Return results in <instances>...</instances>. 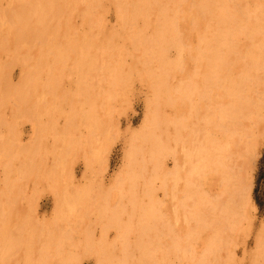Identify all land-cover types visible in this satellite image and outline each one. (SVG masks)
Wrapping results in <instances>:
<instances>
[{"label": "rangeland", "instance_id": "374dc122", "mask_svg": "<svg viewBox=\"0 0 264 264\" xmlns=\"http://www.w3.org/2000/svg\"><path fill=\"white\" fill-rule=\"evenodd\" d=\"M108 1L109 2H106V0H74V2L72 0H69V2L68 0H0V243L2 242V244H0V248L2 249L0 250L2 252V253L0 252V264H28V263L29 264H34V263L35 264H119V262H121V264H124L123 261L125 258H126V261H124L125 264H147L148 262H150V264L151 262L152 264H158L161 261V259H163L161 261L162 264H186V263L190 264L189 262L194 263L195 259H198L199 258L198 256L202 254L204 255H202V257L200 256L201 258L207 255L209 261L207 257L204 258L205 260L208 261V264H264L263 262L264 260L262 258L264 257L263 255L264 247L258 244L259 242L258 239L261 241L262 245L264 244V233H263L264 232V228H263L264 227V118L262 120V117H264L263 114L264 100L258 97V96L262 97L263 90L261 91L260 89H262V85L264 86V84H262L264 82L263 79L264 77L261 76L260 77L261 79L256 78L257 74L262 75L264 73L263 71L264 65L263 66L261 65L260 68H253L255 72L256 70L259 71L256 72L257 74H255V76H253L255 72L250 73V76L252 74V79H254L253 77H255L259 82L257 84L259 85L258 88H255L257 87L256 86L257 81L255 80H253L255 84L252 81H250L249 86H247L246 82L249 81L247 79L246 82L244 80L245 86H241L243 83L240 85L242 88H245L247 86L248 88L245 89L248 91L251 90L252 92L251 94L250 92L248 93V91L245 90L247 92L246 94L252 96L250 97L249 95H243L244 98L248 96H249L248 99L255 98L254 100H256L259 98V100L256 101L258 103L260 101V103L263 104V105L259 104L260 106H257L258 108L261 109L258 110V108L256 109L255 106L257 103L254 102L256 104L253 105L254 104L252 103L254 101L253 100L251 101L252 105H250L251 103L248 102L250 99L247 100L246 98L247 102L249 103L248 110L254 109V111L257 112L256 113L257 115H259V113L263 114V115L260 114L262 117L259 115L258 118H255V120L253 119V123L252 122L249 123V122L252 117L256 116L255 112L254 114H252L253 112L249 111L251 112L252 115L255 116L251 115L252 117L251 118L248 117V119L250 118L248 120L247 119L248 116L247 114H249L248 111L246 113V111L243 109V110H239L240 112L242 111V113H237L241 104L239 106V104L237 105L235 102L236 105L235 104L234 105L239 107L238 108L233 106V109L235 111L232 109L231 106H228L229 99H231V97L233 96V94H235V92L237 93L242 88H240L239 90L233 93L230 89L236 90L238 88H236L235 84H232L231 78H229V81L231 82L230 85H232L231 88L229 89L228 87H230V85L227 84L229 83L227 81L228 79L225 80L222 77L223 75H225L224 77H226L227 74V72L223 70L225 68L222 67H229L228 65L225 66L224 63L222 64V62L226 60V56H227L226 54L230 53L227 51L225 52V55L223 54L224 50L228 49L226 48L227 47L226 43L229 41V39H234L232 41L230 40L229 42L234 44L236 46V50H238V52H235L236 54L234 53L235 56L234 54L232 56L236 58V55L237 57H239L238 56L239 54L240 56L242 55L244 56L242 57V60L243 58L244 60L246 59L245 61L243 60V65H246L245 62L250 56L247 54L248 52H250V48L252 47L253 49V46L251 44L259 39L264 40V25L260 24L262 21H264V15H263L264 4L262 5V7L260 6L261 7L260 10L263 12V13L261 12V16H263L262 17L263 19L260 17L262 21L261 22L259 21L260 22L259 29L261 28L262 29L260 31L258 30L257 35L260 36L257 37L258 39L253 38L252 40L251 39L247 40V38H251V37H249L248 35L241 34L239 30L237 31L240 24L239 23L240 19L238 17L239 15L235 16L237 17V19H239V20L235 19V21H237L238 23L237 26V24L235 25L236 22L234 20H227L224 17L227 15V13L223 16L220 12L217 13V15L216 13L212 12L213 14H215L213 17L214 18L213 20L215 22L211 21L212 19L210 18L209 21V19L204 14L201 13V15H198L200 14L198 13L194 15V19L197 20L198 22L193 21L194 19L190 20L188 24L186 23L187 24L186 27H181V32L178 33L179 34L178 36H177L178 31L174 32L176 34L175 37L176 36L177 37H176V41L174 42V45L170 44L172 45V47L169 46L170 49H168V45L164 46L166 43L163 44L164 46L163 48H165L166 50L168 49V51H165L164 49L163 51L162 50L161 51L162 53L164 52L163 54L166 57L168 56L167 59L159 50V48L160 49L162 48L161 47L162 44H160L155 39L157 34L154 31L153 27L155 26V28H158L159 26L158 22L159 23L161 22L160 26H162V24L165 25L167 22H170L172 26H175L178 20V12L183 7L188 6L191 8L194 7L196 8L199 7L198 5H200L199 7L200 10L198 9V11H203L202 6H205L208 0H198V1L191 0L192 2L189 0H185V1L173 0L175 1L173 3L177 5V6H172L173 8L171 7V5L173 4L171 0H168V2L166 0L163 1L160 0L157 3L160 5V2L162 1L163 2L162 5H164V8L162 7L161 10H159L158 8L159 6L158 7L155 6L157 5V3L155 4L156 0L155 1L153 0L154 3H152L151 0V4H153L152 7L153 11H150L151 10L150 4L147 6V8L150 9L147 10V13H149V15L151 16L148 17L149 25L148 24L142 25L143 22L138 23L137 25L134 26L132 25L133 26L132 28L134 29L135 32H133L131 25L127 26L124 24H119L120 21L116 16V10L118 6H119L118 9L124 12L122 8H124L123 3L126 1L117 0V3L115 2V0H113V2L111 0ZM188 1L191 4L188 3ZM199 1L201 2L198 3ZM214 1L215 0H213L211 4L218 11L223 5H220L221 0L216 1V4L219 3L220 6L216 5ZM225 1L227 2L228 0ZM225 1L222 0V3L224 2L223 3L224 7H225ZM238 1L241 2V0H236V1L232 0L231 2L228 1L229 2L228 7H231V5L234 9L237 7L236 8L237 10L235 9L237 13L241 10L239 8L242 7L244 9L243 6H245L248 3L247 5L249 6V8L245 6V10L246 9L251 10L249 12L250 16L254 15L255 13L254 11L258 10V8L255 7V4L257 5V3L261 4L264 2L263 0H258V1L249 0L246 3L243 2L245 4L243 6H240L243 4L241 2L240 5L238 4L239 7L238 5L234 7L233 4H237ZM256 1L257 3H255ZM170 3L172 4L170 5ZM15 5H17L15 7L16 9L12 8ZM178 5L179 7L180 6L181 7L179 8ZM165 6H167V8ZM147 8L144 7V10H146ZM154 8L157 9L158 13L154 14L156 11V9L154 11ZM226 8L227 7H225V9ZM147 13L146 15L143 14L145 20L147 19L146 16H148ZM159 15H160L159 18L162 19L163 21H161L157 17ZM164 15L165 17L163 19L162 17ZM196 15H198L199 17H196ZM128 16L129 15H125L126 18ZM241 16L246 17V15L240 14V17ZM154 17L157 19L155 20ZM205 17L208 22L207 21L205 22V20H203L205 19ZM216 17L218 19L220 17H223V22L224 20H226L225 22L228 23L226 24L224 22L225 23L224 24L222 22L226 27L222 23L221 25H218V27L220 26V28H218V31L219 30L221 31L217 33H216L217 27L214 25L217 22L215 19ZM242 17H241V21H242ZM121 18H123V16H121ZM124 20L125 19L123 18V21ZM153 20L157 21V22H153L155 23V25L152 24ZM201 20L204 23H202ZM191 21L193 22L192 24L194 26L191 24ZM199 21L203 25L206 23V25L204 26L206 27L207 31L205 29H203V31L201 32L196 31L198 30V27H196V25L200 24ZM195 22L197 24H195ZM99 23L100 25H98ZM230 23L231 26L229 27ZM233 24L235 25V30L233 29L234 35L232 30L229 29L230 32L229 30L228 32L226 31L228 28H231ZM191 25H192V29L190 28ZM146 26L147 29L145 28ZM160 26L158 28L159 30L163 28ZM221 26L223 29H221ZM214 27H216V29ZM193 28H197V29H194L193 31ZM210 28L213 30V31L211 30L212 32L215 31L216 34H214V36L216 35L217 38L220 34H223V31L227 37H230L228 39L226 36H224V34L222 36L220 35V37H223L220 38V40L224 39V37L226 38L224 39L226 43L223 42L224 43L223 45L225 44L226 45L225 46L222 45L224 47L222 52L221 51L218 52L219 46H217L218 47L217 49L215 47L216 45L213 46L214 43L216 44V42H218L219 38L215 40L216 37L214 38L213 34L209 32ZM16 29L17 31H14ZM21 30L23 31L21 32ZM197 33L198 34L200 33L201 36L204 35L207 38L209 36V38L212 41L209 43L210 44L212 43L214 52L215 49L217 51V53H215L214 56L215 57L222 56L224 58L223 60V58L218 57L220 59L218 61V64L216 63L217 65L222 66L220 68H222L221 71H224L222 72L223 75L221 76L220 72L219 74L215 72L214 74L215 77L212 78L215 79L216 75L218 74L217 77L220 75L219 78L221 77L222 81L224 80L225 84H227V88L229 89V91L232 92V95H229L231 97L228 99L226 98L229 97L228 95H225L226 97L222 96L224 99L219 98L221 97L218 96V94L220 93L218 90L221 91L220 89L221 87L218 88V86H220L219 83L216 84L215 82L216 88L215 89L214 87L212 88L213 82L219 78L213 80L212 84H210L212 78L207 79L208 81L210 80V83L209 82L208 83L212 85L211 86L212 89H210L209 84H206L205 82H201L202 81L201 79H203L201 68H199L200 70L196 68V70L197 69L198 70L197 71L194 70L195 72L192 70L193 67H195V65L196 67L197 66L200 67L199 66L200 64H197V62L195 63L194 61L193 62L194 66H192L193 65L192 62H188L184 60L185 63L183 64V60H180L181 58L179 56L180 55L179 52L182 50L186 51L187 48L193 47L194 43L197 41L196 39H198L199 36ZM237 33L239 34V36L237 35ZM206 34H208V36ZM235 34L239 37V39ZM210 35L213 36L215 42H213L214 40H212L213 38L210 37ZM240 35L243 37H240ZM131 36H132V40H130ZM127 37H129V40H127ZM140 37H145V39L149 38L148 40L146 39L147 41H150L149 44L151 43V41H153L152 39H154L153 44L155 43L157 44V45L155 44L156 45L155 48L158 46L157 49L159 51L157 49L154 50L153 48L154 45L147 47L149 48L148 50L144 46L143 44L144 42H142V44H140L141 42L137 44V41L134 40H138ZM235 38H237L238 41L235 40ZM208 40L206 39V41ZM220 40L219 43L222 42V40L221 41ZM229 42L228 45H230ZM219 43L217 45L222 44ZM243 43L246 44H244L245 46H241L244 47L242 49L241 47H239V45H242ZM197 44L198 42H196L194 48H197V50L201 49L202 52L203 49L201 47L204 45L201 46L202 43L200 42L198 44L199 46L196 47ZM130 45L132 46L135 45V47L132 48V46ZM188 45L190 46L192 45V46L190 47ZM173 46L174 47L176 46V48H174ZM182 47L185 48L182 49ZM144 49L147 50V52L149 53L143 51ZM177 49L179 50L177 51ZM219 50H221V47L219 48ZM243 50L244 51L246 50L247 55L243 54L245 53ZM204 52L207 53L206 49L203 50V53L201 54L202 56ZM151 53L153 55L155 54V57L157 54L160 57V59L155 61L158 56L156 58H153L154 56L150 55ZM199 53L200 52L198 51L197 56L195 55L196 58L191 57V60L192 61L196 60L198 57V59L201 61L202 56L199 55ZM262 53L264 56V52ZM146 54L149 55L150 57L146 58L145 57ZM205 55L208 54H204L203 56L204 60L207 59V57L205 58ZM136 56H139L141 58L137 57L139 59L138 60ZM176 56L179 58V60L177 59ZM217 57L215 59L216 61L214 60V62H217ZM143 58L148 60H152L153 58V60L150 61L149 63L148 60L145 62L143 61L144 64L140 66L142 63L141 60H144ZM165 59L168 62H166ZM163 60L164 62H162L161 64V61ZM136 61H138L139 64ZM153 61H155V64H152ZM158 61H159V65L156 64V62L158 63ZM134 62L136 64H134ZM114 64H116L115 67ZM133 64L134 66L136 65V67H133ZM157 66L162 68L160 69ZM140 67L141 68L144 67V68L141 69ZM151 67L154 68L151 69ZM218 67L219 66H216V68ZM112 68L117 69V71L119 70L118 72L119 74L117 73L116 70ZM157 68H158V72H157ZM220 68L218 69V71L220 70ZM154 69L155 71L152 72ZM250 69L252 71V68ZM238 72H239L238 69H235L232 74H227V75H230V77L231 75L232 76L234 75L233 77H236L235 73L238 75ZM144 73L147 76L140 77L142 75L145 76ZM151 73L152 74L154 73L153 75H155L154 77H156V79H154ZM157 73L158 75H162V78L160 77L158 78ZM200 73L202 75V78L198 76V74ZM24 74L26 75L24 76ZM193 74H195L196 76L194 75L195 76L194 77ZM149 75H151L152 77ZM239 77L240 75H238V78L236 77V79H239ZM249 79H251V77ZM194 81L199 85L200 82L202 84L204 83L203 84L205 85L204 88H202V85L201 87H199V85L197 86V84ZM218 81L221 82V86L223 83V85L226 87L224 82H222L221 80ZM241 81L242 80L240 78L239 82ZM190 82L192 83V85L188 84ZM193 82L197 87L205 90L203 91L199 88L198 90L199 91L201 90L200 92L196 90L197 93L205 92L204 97H202L203 94L199 96V93L197 95V93L194 91L197 88L196 86H194ZM251 82L253 83L255 88L253 89L254 93L251 89L253 88V85L252 87L250 86L252 84ZM236 83H238L237 80ZM159 84H161V86H159ZM233 86H235L236 89H234ZM179 87H181L182 90ZM185 87H188L190 89L191 88H195V89L189 90L188 88L186 89ZM249 87L251 88L249 89ZM208 88L211 90L212 97L214 93L218 92L216 93L217 95L215 94L216 97L215 95L213 98L210 96L207 97L205 96L206 94H210L209 93L210 90ZM258 89L260 90L259 92L261 93L257 92ZM192 90L194 92H192ZM179 91L183 93L180 95V97H178L179 96L178 93H180ZM183 91H186L187 93H184ZM221 92L222 93L220 94L222 95L223 91ZM242 92H244V90ZM155 93L157 94L155 95ZM237 94L239 95L240 93ZM255 94L258 95L256 96ZM176 96L178 97L177 99ZM208 97L210 98V100L213 99L212 101H210L209 105L212 104L213 101L215 102V104L213 103L212 105H210V107L208 106L209 109L211 108V106L213 107L217 104L218 107L215 106V108L217 109V111H220L219 115L215 114L217 113V111L215 110L216 111L215 112L214 109L212 110V108L210 109V111L209 109L207 110L205 109L208 108L206 105L208 104L207 103ZM214 98L216 100H214ZM234 98L235 100L238 99L239 101L240 100L239 98L241 97L238 96L237 98L236 97ZM234 98L232 97V99ZM232 99H231V103H232ZM226 100H228V102ZM218 101L221 103L222 102L227 103L225 105L226 107H224V105H221L223 106L222 108L226 109L227 111L232 110L233 114L238 115L237 117H235L234 115V117L237 119L239 117H241L242 119V117L244 116L243 117L244 120L240 119L241 121H237L236 119L234 121L235 118L234 119L232 118L233 119L232 120L230 118L232 115L231 116L229 115L230 116L229 117L228 115H226L227 112L225 110H222V108L221 110H219L220 103L219 105L218 103H216ZM190 106L193 107L194 112H197L200 109L202 110L201 113H199L198 111L200 117H198V115H196L197 117H194L195 114L189 112V111L191 112L193 111L192 107ZM194 106H196L197 109L198 108L200 109L197 110L195 109ZM261 106H263L262 107L263 110ZM178 107L179 109L182 108V110L180 111L176 109L174 110V108H178ZM204 109L209 112L203 111ZM211 111L213 115L215 114L218 117L221 116L222 120L227 118V121L225 122V120H223L224 122L222 121L223 122L222 123L220 119H218L222 123L221 125L219 121H216L217 119L212 118L213 115H211L212 114L210 113ZM232 111H230V114L232 113ZM204 112L207 113L208 115L210 113L211 119L215 120V122L213 123H215L218 126L220 124L221 126L219 127L221 128V130L223 129V127L224 129L221 131L219 127L217 128L215 124H213L217 129H219L216 130V128H214V126L211 124L212 127L215 129V131H213V128L209 124L212 122H208L207 125L204 124L205 126H203L204 123L203 119L210 118V116L208 117L207 115H204V118H202L201 116H203ZM175 114L176 115L178 114L177 116L179 118H176L177 116ZM181 114L183 115L184 118L182 117ZM187 114L188 115L192 114L190 115L192 121L188 118L189 116L188 117L186 116ZM166 118H168L169 121H166L165 120ZM174 118L177 119V121L173 122L172 119L174 120ZM195 118H199V119L202 118L201 120L203 123L200 121L198 122L202 124L201 125L202 128L205 127V131H208V133L211 132L212 130L213 134L211 136V133H209L210 134L209 136L213 138L214 136H216L215 138L217 139L220 138V140H222L220 136H222L224 130H225L224 132L226 133V130H229V128L234 126V124H241V125H236L234 127L235 129L234 134H236L238 131H239L238 133L240 132L241 133L236 136L233 135V131L232 134L230 132L229 134L230 137L227 136L228 139L226 137L227 142L223 143V141L221 142L220 140H217L215 138H214L215 140L213 138L211 140L216 141L215 147H217L218 145L217 141H220L219 143H222L224 146L221 147L223 149L227 148L226 149L227 151L221 148V150L225 152L221 150L219 151L218 149L220 145L219 144L217 147L218 151L216 150V152L215 151L214 152L215 153L223 152L222 154L223 157L227 155L226 158L224 157V159H226L225 162L228 161L227 162L229 163L227 164L228 167L229 166L233 167V168L230 167L229 170L231 172H233V170L240 171L239 173L233 172L234 173L233 175L230 174L232 178L235 174H237L235 176H237V178L240 179L241 177L244 176V174H240V173L242 172L249 173L247 174L248 176L246 174L244 176V179L248 177L247 178L248 181L247 179L245 181L243 178L242 180L237 179V181L241 183L236 186L235 184L237 182H235V177L234 179H229L231 177L227 173V176H229L227 179H229L228 180L229 183L232 184V187L233 188L235 187V189L239 193L243 192L242 194H239L237 192L238 195L240 196V197L237 196V199L239 201L240 200L242 201L243 199L244 201L246 199L248 200L244 202V204H242V202L240 201L241 203L240 206L241 209H243V211L241 209L240 210L243 212L245 217H247L250 221L249 220L247 221V218H244V216L239 220L237 219L232 221L231 219L223 218L224 221L226 220V222L227 221L231 222V223L227 222L228 224L227 227L229 228V229L227 228L228 230L225 228L226 224H224L225 225L224 227L222 226L224 221L222 222L221 220L222 224L220 222V218H222L221 216L223 215L221 205H223L224 202V200L221 201L220 196L225 195L224 194L225 192L222 191L224 190V187L222 189V186L225 184H223L222 181L223 177L221 175L224 173V170H226L228 167L225 166L226 169H224L223 168L224 166L217 164L218 165L217 167H219L220 165L224 169V170L222 169L220 170V168H218L217 170L216 168L215 171H217L218 174H216L215 171L214 172L210 171L211 173H209L207 172L206 169L201 172V174L203 175H200V173L198 175L197 172L196 173L193 172L192 176H190L191 174L188 173L187 167L189 166L186 167L185 165H188L187 163H189L190 165V162H192V160L193 162L196 161V157L195 159H193L194 157H192L190 162H188V159H186L185 157V151L190 149L192 143H194V145L195 143L199 145V143L197 142H199L200 138L208 134L204 132L205 134L202 135L201 132H203L204 129L203 131H200L199 134L195 132L196 127L194 129V125H193L196 123V121L193 120ZM161 119H163V122L161 121ZM260 119L262 122H259ZM246 120H248L249 122ZM164 121L166 124L167 123L168 124L167 125L163 124ZM255 121L256 123H254ZM177 122H179L178 125L180 126L176 124ZM227 122L230 125H228V129L227 128L225 129V127L228 124ZM174 123L175 125L178 126V127L176 126L177 128L175 127ZM248 124H252V125L256 124V127H253L254 126L253 125L252 128H250L252 131L254 129L253 138L250 137L251 138L250 140H249V136L250 135L252 136V134L249 135V133H253V132L250 131L249 127L251 126L248 127ZM246 126L247 129H245ZM180 127H182V129H180ZM208 128L209 130H206ZM177 129L180 130L178 131L179 134L178 132H176ZM245 130H247L249 133L245 132V137H244L243 134ZM159 131L161 132L162 135L160 134ZM218 131L219 133L221 132V135L218 133ZM228 133L229 132H227V135ZM247 133L249 135V136L247 135L248 137L246 136ZM165 135H167V137H165ZM225 135L223 133V137H222L223 139H225ZM209 136L207 135L206 137H204V139L205 138L209 139L207 138ZM234 136L235 137L240 136L241 137L240 140L242 138L243 139L240 141L239 138H236V140L237 139L238 140L235 141ZM159 137L163 139L160 140ZM230 138H233L236 144L237 143L239 144L235 146V142ZM244 138L248 139L250 142L248 140L245 141L246 139L244 140ZM253 139L254 141L252 142ZM231 140L234 143L233 148L239 149L240 147L239 150L242 152V156H241V152L240 153L237 152L238 149L236 150L232 148L231 144L233 143L231 142ZM176 141L178 142V144ZM209 142L210 141L207 140V143ZM246 142L247 143L249 142L250 146L253 144L252 148H249L248 147L249 145ZM251 142L252 144H250ZM226 144L227 147H225ZM156 145L159 147L157 148ZM228 147H230L229 150ZM156 148L157 149L167 148L168 151L166 149V150H161L159 152L157 151ZM241 148L243 150H241ZM228 151L230 153H227ZM231 151L233 153L237 152L234 154L233 160L235 159L238 160L236 161L238 166H239L238 162L242 164V165L240 164L239 166L240 168H238L235 161L233 162L232 160L233 155L231 157ZM244 152H246V154L248 155V159L246 157L247 155ZM253 154L256 155L255 158H253L254 157ZM237 156H239V158L240 157L242 158H240L239 160ZM214 158H216V156ZM228 158H230V162L232 163V165L230 164ZM156 160H158V162ZM175 160H177L175 164L177 165L179 164L178 166L174 165ZM218 160L217 162L219 163ZM249 160H251L252 162L251 164ZM220 162L221 163L223 162L222 165H224L223 159ZM244 162L248 163V165ZM233 164H235V167ZM245 164L248 167L250 166L249 167L250 170L246 168ZM177 168L180 170H177ZM211 168L212 166L208 169L210 170ZM173 169L176 171L175 173ZM212 169L214 170V168ZM186 171L188 173L187 176H189V178L187 176L186 177L184 176L186 174ZM227 171H225V173ZM204 172H207L208 174ZM194 173L196 175H194ZM219 175L221 176L220 177L221 180L219 178ZM224 176L227 177L226 174ZM230 180H232L231 182H233L234 180V183H231ZM185 181L189 183H186ZM241 185L242 186L245 185L244 188H242ZM163 186L164 188H162ZM237 187L241 189H237ZM245 187L248 188L246 189ZM219 188L222 189L219 191L221 193L223 192L221 195L218 191ZM78 189L80 191H78V196H77L76 192ZM203 189L205 191L204 192L205 195L203 194L202 191ZM210 191L212 193H210ZM216 192H218L217 194H219V198L217 197L218 195L216 194ZM202 194L203 196H201ZM79 195L80 196L83 195V196L79 197ZM204 196H206L205 198H207V196L208 197L214 196L216 198L215 201V199L212 197V199L215 202L218 201L217 205L215 204V207L218 208L217 210H219L218 211L219 213L217 212V210L216 211L214 210V213L215 212L216 213L213 215L212 209L209 206L210 204L203 202ZM72 198L74 201L72 200ZM201 198L203 199V201ZM217 198L220 200H217ZM238 203L239 202L237 201L236 204ZM249 204L251 206L248 207ZM218 205H220V208ZM233 206H235L234 202H233ZM244 207L248 208V210L247 209L244 210ZM133 208L137 210H134ZM196 209L198 212L196 211ZM142 211L144 213H142ZM209 213H211L210 216ZM245 213H247L248 216ZM195 214L197 215V217H199V219H197ZM120 215L122 217H120ZM212 215L220 217L218 220L220 222L221 229H219L218 226L219 225L218 224L219 222L217 221L218 217H215L216 221L215 219L214 221L212 220L210 221V219H212L210 217H213ZM111 216H113V219H111L112 218ZM193 216H195V218ZM206 216H208L209 218L207 219ZM223 217H228V216H223ZM148 218H150L151 220L149 219L148 221ZM193 218L194 220L197 219L196 222L191 220ZM205 221H207V224L208 223L210 224L206 225ZM211 222L212 223L218 222L217 228H216V223H213V225L215 226L214 228H216L215 229L216 232H218V234L215 233L216 236L218 235L217 237L214 235L215 238H213L212 236L214 233L211 235L212 233ZM145 228L146 230H144ZM147 228L148 229L151 228V229H149L148 231ZM260 229L262 230L260 231ZM215 230L213 229L214 232ZM123 231L125 234L123 233ZM210 235L212 237H209ZM261 236L263 237L261 238ZM46 237H48L47 240ZM126 237L127 240L125 239ZM210 238L213 240L209 241ZM184 239L185 242L183 241L182 243V240ZM84 241L87 242L86 246L83 245V243L86 244V242ZM255 241H258L256 242L257 245H254ZM173 242L175 247L173 246ZM213 242H215V245L213 244ZM46 243L49 246L48 245L46 246ZM178 243L184 246L182 247ZM216 243L217 245L220 244L221 246L217 247ZM111 246L114 248V250ZM121 246L123 249L120 248ZM254 246H256V249L258 251L260 249L259 248L260 246L263 247L262 251L260 249V252L262 253L263 256L259 255L261 254L259 252H257L259 254L256 253V257L259 258L260 260L259 259L257 260L256 257L254 256L255 255L254 251H257ZM189 248L190 250L191 249L193 250L194 248L196 252L194 250L193 251L191 250L192 252L190 251L191 252L190 253ZM208 248L211 250H209ZM121 249L123 250L124 253L121 251ZM50 250L51 252H49ZM178 250H181V252ZM183 250L186 252H184ZM214 250L216 252H214ZM5 251L8 252L6 253ZM142 251L147 252V253L144 252L145 258L147 257L146 258L147 260L144 259V256H142L144 254H141V256L139 255V253H143ZM203 251H205V253ZM178 252H180L181 254H179ZM3 253H5V256H3L4 255ZM177 253L179 255H182L181 256L182 258L179 257L180 259H178L179 255H177ZM211 253H213L212 256ZM149 254H151V256H149ZM38 255H40V257ZM13 256L15 257L12 258ZM43 256L45 258H43ZM137 256L140 258L143 257V259L146 261H148L149 259L150 261L145 263L143 259H138ZM150 257H152V260ZM253 257L254 259L252 260ZM118 258L119 259L121 258L122 260H119ZM157 258L159 259L158 260L159 262L157 261ZM191 258L192 260L193 259L194 260L191 261ZM253 261L254 262L258 261V262L253 263Z\"/></svg>", "mask_w": 264, "mask_h": 264}, {"label": "bare ground", "instance_id": "6f19581e", "mask_svg": "<svg viewBox=\"0 0 264 264\" xmlns=\"http://www.w3.org/2000/svg\"><path fill=\"white\" fill-rule=\"evenodd\" d=\"M72 1L74 2V0H72ZM111 1L113 2V0H111ZM121 1H126V2L123 3V4H124V8H122V10H124V12H122V11H120V9H118L119 6H118V8H117V10H116V16L118 17V20L120 21L119 24H124V25H127V26H130V25H131V28H132L134 25H137L138 23H141V22H143L142 25H144V24H145V25H147V24L149 25V22H148L149 19H148V17H151V16L149 15V13H147V10H150V9L147 8V6L150 4V7H151V10H150V11H153V8H152V7H153V4H151V0H149V1H148V0H121ZM154 1H155V0H154ZM154 1L152 0V3H154ZM158 1H160V0H156V1H155V4H156ZM162 1H163V0H162ZM162 1L160 2V5H161V6H160L158 3H157V5L154 4L156 7L159 6V7H158L159 10H161L162 7L164 8V5H162V3H163ZM166 1L168 2V0H166ZM175 1H176V0H175ZM175 1L171 0L172 3L175 2ZM182 1H183V0H182ZM184 1H185V0H184ZM189 1H191V0H189ZM189 1H188V3H190ZM194 1H195V0H194ZM197 1H198V0H197ZM197 1H196V3H197ZM212 1H213V0H208L207 3L205 4V6H202V10H203V11H198L200 5H198L199 7H196V8H195V7H194V8H191V7H188V6L183 7V8L178 12V20H177V24H176L175 26H172V24H170V22H167L165 25L162 24V26H160V25H161V22H160V23L158 22V25H159L160 27H163V28L159 30V29H158L159 26H158V28H155V26H154L153 29H154V31H155L156 34H157V35H156L157 38L155 37V39H156L160 44H162V45H161L162 48H161V49L159 48V50H160V51H161V50L163 51V49H164L165 51H168V49H170L169 46L172 47V45H170V44H173V45H174V42L176 41V37L179 35L178 33L181 32V27H186V25L188 24V22H189L190 20L194 19V15H195V14H198V13H200V14H198V15H201V13L204 14L208 19H209V18L212 19L211 21H214V20H213V19H214L213 17H214L215 14H213V13H216V15H217V13L220 12L223 16L227 13V15L224 16L227 20H234V21H235V19H236V20H239V19H240V21H239V23H240V24H239V28L237 29V31L239 30L241 34L248 35L249 37H251V38H247V40H250V39L252 40L253 38L255 39V38H257V37H260V36L257 35V33H258V30L260 31V30L262 29V28L259 29V25H260V24H263V25H264V23H262V22H264V21H262V19H263L262 17H263V16H261V12H262V11L260 10V8H261L262 5L264 4V2L261 3V4H258V3H257L258 0H257L255 3H257V5H258L259 7H258L256 4H255V7H257L258 10L254 11V12H255V13L253 12L254 15H251V16H250V15H249V14H250L249 12H250L251 10H247V9H246L248 13H247L246 10H245V6L249 8V6L247 5L248 3H247L246 5L243 3V2L246 3V2H248L249 0H247V1H246V0H245V1L241 0V2L243 3L242 5H240V4H241L240 1H238L239 3L237 2V4H233L234 7H236V5H238V4H239L240 6L245 5V6H243L244 9H243L242 7L239 8V9H241L242 11H241V10H240V11L238 10L239 12H237V13H236V10H237L236 8H237V7L235 8L236 10L232 7V5H231V7H228V3L231 2L232 0H228L229 2H228V1L226 2L225 0H223V1H225V7H227L226 9H225L224 4H223L224 2L222 3V0H221V1H220V5H223V6H221V8H220L218 11H217V9H215V8L212 6V4H211ZM216 1H219V0H215V1H214L215 4H216ZM235 1H236V0H235ZM263 1H264V0H263ZM68 2H69V0H68ZM75 2H76V1H75ZM106 2H109V1L106 0ZM115 2L117 3V0H115ZM164 2H165V1H164ZM169 2H170V1H169ZM191 2H192V1H191ZM200 2H201V1H199L198 3H200ZM172 3H170V5H171ZM177 3H178V2H177ZM217 3H218V2H217ZM221 3H222V4H221ZM226 3H227V4H226ZM233 3H235V2H233ZM259 3H260V2H259ZM18 4H19V3H18ZM18 4H17V5H18ZM118 4H119V3H118ZM123 4H122V5H123ZM164 4H165V3H164ZM190 4H191V3H190ZM194 4H195V3H194ZM230 4H232V3H230ZM230 4H229V5H230ZM17 5L13 6L12 8L16 9L15 7H16ZM101 5H102V4H101ZM151 5H152V6H151ZM165 5H166V4H165ZM192 5H193V3H192ZM216 5L220 6L219 3L216 4ZM239 5H238V7H239ZM251 5H252V4H251ZM253 5H254V3H253ZM106 6H107V5H106ZM167 6H169V5H167ZM167 6H165V7L167 8ZM172 6H177V5H175V4L173 3V4L171 5V7H172ZM194 6H195V5H194ZM260 6H261V7H260ZM144 7L147 8V9L144 10ZM160 7H161V8H160ZM178 7H179V5H178ZM180 7H181V6H180ZM180 7H179V8H180ZM263 7H264V5H263ZM115 8H116V5H115ZM172 8H173V7H172ZM229 8H230V9H229ZM155 9H156V8H154V11H155ZM262 9H263V8H262ZM164 10H166V9H164ZM199 10H200V9H199ZM226 10H227V11H226ZM254 10H255V9H254ZM130 11H131V12H130ZM156 11H157V9H156ZM156 11H155L154 14L158 13V11H157V12H156ZM168 11H169V10H168ZM252 11H253V10H252ZM263 11H264V10H263ZM212 12H213V13H212ZM245 12H246V13H245ZM130 13H131V14H130ZM146 13L148 14V16H146L147 19L145 20V19H144V18H145L144 15H146ZM176 13H177V12H176ZM262 13H263V12H262ZM143 14H144V15H143ZM240 14H241V15H246V17H242V16H241V17H242V21H241ZM125 15H129V16L126 18ZM198 15H196V17H199ZM204 15H203V18H204ZM238 15H239V16H238ZM247 15H249V16H247ZM263 15H264V13H263ZM121 16H123V18L125 19L124 21H123V18H121ZM152 16H153V14H152ZM154 16H155V15H154ZM219 16H221V15H219ZM235 16H238L239 19H237V17H235ZM157 17L159 18L160 15L157 16ZM164 17H165V15H164L162 18L164 19ZM196 17H195V18H196ZM206 17H205V19H203V20H205V22L207 21V20H206ZM217 17H218V16H217ZM217 17H216L215 19H216V21H217L216 23H218V24H216V23L214 24L215 21L213 22V24L217 27V29H216V27H214V28L216 29V33L221 31V30L218 31V28H220V26L218 27V25H221V23L223 22V17H220L219 19H218ZM260 17H261L262 19H260ZM233 18H234V19H233ZM243 18H245V19H243ZM247 18H248V19H247ZM143 19H144V20H143ZM154 19L156 20L157 18L154 17ZM159 19H160V18H159ZM159 19H158V20H159ZM201 19H202V18H201ZM210 19H209V21H210ZM217 19H218V20H217ZM160 20L163 21L162 19H160ZM193 21L198 22V21L195 20V19H194ZM225 21H226V20H224V22H225ZM259 21H260V22L262 21V22L260 23ZM153 22H157V21H154V20L152 21V24L155 25V23H153ZM196 22H195V24H197ZM201 22L204 23L202 20H201ZM201 22L199 21L200 24L196 25V27H198V30H196V31L201 32V31H203V29H205V30L207 31L206 27L204 26V25H206V23L203 25V24H201ZM207 22H208V21H207ZM224 22H223V23H224ZM235 22H236L235 25L237 24V26H238L237 21H235ZM162 23H163V22H162ZM186 23H187V24H186ZM192 23H193V22L191 21V24H192ZM223 23H222V24H223ZM225 23L228 24L227 22H225ZM225 23H224V24H225ZM259 23H260V24H259ZM68 24H69V23H68ZM210 24H211V23H210ZM224 24H223V25H224ZM98 25H100V23H99ZM132 25H133V26H132ZM192 25H193V24H192ZM192 25H191V27H190L191 29H192ZM235 25L233 24L234 28H233V26H232L231 28H228V27H227L228 29L226 28L227 30H226V29H225V30H226L227 32H228L229 29L232 30V31H233V35H234ZM193 26H194V25H193ZM211 26H213V25H211ZM211 26H210V27H211ZM224 26H225V25H224ZM224 26H223V27H224ZM230 26H231V23H230L229 27H230ZM121 27H122V25H121ZM208 27H209V24H208ZM225 27H226V26H225ZM126 28H127V27H126ZM129 28H130V27H129ZM129 28H128V29H129ZM145 28L147 29V26H146ZM190 28H189V29H190ZM214 28H213V29H214ZM135 29H136V28H135ZM157 29H158V30H157ZM194 29H197V28H193V31H194ZM221 29H223L222 26H221ZM233 29H234V30H233ZM132 30H133V32H135L133 28H132ZM137 30H138V29H137ZM137 30H136V31H137ZM211 30H212V29L210 28V29H209V32L212 33L213 36H214V34H216V33H215V31L212 32L213 30H212V31H211ZM230 30H229V32H230ZM14 31H17V29L14 30ZM22 31H23V30H21V32H22ZM141 31H143V30H141ZM150 31H151V30H150ZM175 31H178L176 37H175L176 34L174 33ZM188 31H189V30H188ZM129 32H130V31H129ZM157 32H158V33H157ZM189 32H190V31H189ZM136 33H137V32H136ZM136 33H134V34H136ZM150 33H152V32H150ZM173 33H174V35H173ZM190 33H191V32H190ZM190 33H189V34H190ZM210 33H209V34H210ZM231 33H232V32H231ZM259 33H260V32H259ZM262 33H263V32H262ZM24 34H25V33H24ZM128 34H129V33H128ZM145 34H146V32H145ZM186 34H187V33H186ZM189 34H188V35H189ZM197 34H198V33H197ZM203 34H204V33H203ZM219 34H220V33H219ZM219 34H218V35H219ZM223 34H224V31H223ZM223 34H220V35L222 36ZM130 35H131V33H130ZM142 35H143V34H142ZM153 35H154V34H153ZM195 35H196V34H195ZM198 35H199V36H198ZM198 35H197V36H198V39H196V40H197L196 42H198V44L201 42V43H202L201 46L204 45V46H202V47L200 46V47H201L203 50L206 49L207 53L204 52V54H208V55H205V58L207 57V59L204 60V59H203V58H204V57H203L204 54H203V56L201 55V54L203 53V50H202V52H201V49H200V48H199L200 50H197V48H194V45L196 44V42L194 43V45L192 44L193 47H191L192 45H191V46L188 45V46H190L191 48H187L186 51H185V50L180 51V52H179V53H180L179 56H180V58H181L180 60H183V64L185 63L184 60H185V61H188V62H192V63L195 61V63L197 62V64H200V65H199L200 67H198V66L196 67V65H195V67H193L192 70L194 71V70H196V68H198V69L201 68L202 75H203V79H201L202 81L199 79L201 82H205L206 84H209V83H210V80L208 81L207 79H211L212 77H215V76H214L215 72L218 73V74H219V72H220V74H221V76H222V75H223L222 72H224V71L227 72V74H232V73L234 72L235 69H238V71H239V72H238V75H240L239 79H236V77L238 78V75H237L236 73H235L236 77H233L234 75H233V76L231 75V77H230V75H227L226 73H225V74H226V77H224L225 75L222 76L225 80L228 79L227 81H228L229 83H227V81H226V83H227L228 85H230V83H231V82L229 81V78H231L232 84H235L236 88H238V89H236L235 86H233V88L236 89V90H233V89H230L232 85H230V87H228V88L234 93L235 91H237V90H239L240 88H242L241 86H245L244 80H245V82L247 81V79L249 80L248 82H246L247 86H249V82H250V81H252V82H253V80L257 81V79H259L261 76L264 77V73H263L262 75H261V74H257L256 72H257L258 70H256V72H255L254 69H253V68H260L261 65H262V66L264 65V56H263V53H262V52H264V43H263L264 40H262V39L257 40V39H258V38H257V39H256L257 41H255L254 43H252V41H251V43H252L251 45L253 46V49H252V47H251V48L249 47V48H250V52H248V53L246 52L247 49H246L245 51L243 50V51L245 52V53H243V54H246V53H247L248 55L251 56V57L249 56V58H248L247 61L245 62L246 65H243V60H244V58H243V60H242V57H244L243 55L240 56V55L238 54L239 57H237V55H236V58H234V57L232 56L235 52H238V50H236V46H235L234 44H232L231 42H229L230 40L232 41V40H234V39H229L230 37H227L226 34H224V36H226V37L229 39L228 42H229L230 45H228V42H227V43L225 42V40H224V39H226L225 37H224V39H221L222 42H220V43H222V44H220V43H219V40H220V38H223V37H220V35H219V36H218V38H219L218 42H216V44L214 43L213 46L216 45V46H215L216 49L218 48L217 46H219V48L221 47V50H219V48H218V52H220V51L222 52L223 49H224L223 46H225V45L227 44V47H226V48H228V49H225L223 54L225 55V52H227V51L230 52V53L226 54V55H227V56H226V60H225L226 62H225V61L222 62V64L224 63L225 66L228 65L229 67H222V66H220V65H217L219 59H220V58H223L222 56H221V57L218 56V57H220V58H218V57L216 56V57H217V62H214V60L216 59V57H215L214 55H215V53H217V51H216V49H215V52H214V48H213V46H212V43H211V44L209 43V42H212V41H211V39L209 38L208 34H206V35L208 36L209 40H208V38L205 37L204 35L201 36L200 33H199ZM235 35H236V34H235ZM237 35L239 36L238 33H237ZM237 35H236V36H237ZM143 36H144V35H143ZM150 36H151V35H150ZM154 36H155V35H154ZM190 36H191V35H190ZM213 36L210 35V37H212V38H213ZM238 36H237V38L239 39ZM129 37H130V36H129ZM129 37H127V40H129ZM215 37H216V35L214 36V38H215ZM240 37H243V36L240 35ZM150 38H151V37H150ZM183 38H184V37H183ZM183 38H182V39H183ZM191 38H192V37H191ZM191 38H190V39H191ZM193 38H194V37H193ZM214 38H213L212 40H214ZM218 38L216 37L215 40L218 39ZM237 38H235V40L238 41ZM245 38H246V37H245ZM245 38H243V39H245ZM146 39H147V38H146ZM146 39H145V37H140L138 40H134V41H137V44H139L140 42H141L140 44H142V42H144L143 44H144V46L146 47V49H148V50H149V48H147V47H150V46H153V45H154L153 48H154V50H156L158 46L155 48V46H156L157 44H156V43H155L156 45L153 44L154 39L151 38L153 41H151L150 44H149L150 41H147L149 38H148L147 40H146ZM182 39H181V40H182ZM186 39H187V38H186ZM188 39H189V38H188ZM206 39H207L208 41H206ZM68 40H71V39H68ZM96 40H98V39H96ZM130 40H132V36H131ZM177 40H178V39H177ZM202 40H203V42H202ZM215 40H214L213 42H215ZM221 40H220V41H221ZM223 40H224V41H223ZM178 41H179V40H178ZM191 41H192V40H191ZM237 41H235V42H237ZM239 41H240V40H239ZM125 42H126V41H125ZM180 42H181V41H180ZM186 42H187V41H186ZM189 42H190V41H189ZM223 42H225L226 44L223 45V44H224ZM240 42H241V41H240ZM135 43H136V42H135ZM164 43H166L164 46L168 45V49H167V50H166L165 48H163V47H164V46H163ZM182 43H183V42H182ZM191 43H192V42H191ZM203 43H204V44H203ZM218 43H219L221 46H220V45H217ZM238 43H239V42H238ZM246 43H247V42H246ZM246 43H243L242 45H239V47H241V46H245L244 44H246ZM151 44H152V45H151ZM183 44H184V43H183ZM198 44H197L196 47L199 46ZM248 44H249V43H248ZM179 45H180V43H179ZM222 45H223V46H222ZM236 45H237V43H236ZM96 46H97V45H96ZM130 46H132V45H130ZM138 46H139V45H138ZM186 46H187V45H186ZM134 47H135V45L132 46V48H134ZM173 47H174V46H173ZM179 47H181V46H179ZM204 47H205V48H204ZM222 47H223V48H222ZM247 47H248V46H247ZM132 48H131V50H132ZM174 48H176V46H175ZM183 48H185V47H182V49H183ZM241 48L243 49L244 47H241ZM179 49H180V48H179ZM179 49H177V51H178ZM251 49H252V50H251ZM123 50H124V49H123ZM157 50H158V49H157ZM159 50H158V51H159ZM180 50H181V49H180ZM126 51H127V50H126ZM126 51H125V52H126ZM143 51H146V52H147V50H145V49H144ZM143 51H142V53H143ZM151 51H153V50H151ZM151 51H150V52H151ZM158 51H157V52H158ZM162 51H161V53H162ZM175 51H176V50H175ZM198 51L200 52L199 55L202 56V57H201V58H202L201 61H203V62H201V61L198 59V57H197L196 60H193V61L191 60V57L196 58L195 55L197 56ZM247 51H248V50H247ZM58 52H60V51H58ZM127 52H128V51H127ZM146 52H144V53H146ZM147 53H149V52H147ZM163 53H164V52H163ZM163 53H162V54H163ZM231 53H232V54H231ZM235 54H236V53H235ZM235 54H234V56H235ZM241 54H242V53H241ZM247 54H246V55H247ZM65 55H66V54H65ZM150 55H153V54L151 53ZM163 55H164V54H163ZM217 55H218V54H217ZM221 55H222V54H221ZM230 55H231V56H230ZM246 55H245V57H246ZM61 56H62V55H61ZM153 56H154L153 58H156L158 55L156 54V57H155V54H154ZM160 56H161V54H160ZM164 56H165V55H164ZM56 57H57V56H56ZM137 57H138V58H141V57H139V56H136V58H137ZM145 57L148 58V57H150V56L146 54ZM165 57H166V56H165ZM167 57H168V56H167ZM167 57H166V58H167ZM176 57H177V56H176ZM199 57H200V56H199ZM213 57H214V58H213ZM58 58H59V56H58ZM136 58H135V59H136ZM138 58H137V59H138ZM153 58H152V60H153ZM162 58H163V56H162ZM201 58H200V59H201ZM60 59H61V58H60ZM62 59H63V57H62ZM65 59H66V57H65ZM78 59H79V58H78ZM143 59H144V58H143ZM159 59H160V57L158 56L157 59H156V60L154 59V60L157 61V60H159ZM167 59H168V58H167ZM177 59L179 60L178 57H177ZM84 60H85V59H84ZM138 60H139V59H138ZM140 60H141V59H140ZM147 60H148V59L141 60L142 63L140 62V63H141L140 66H142V65L144 64V62L147 61ZM152 60H148V63H149L150 61H152ZM174 60H175V59H174ZM197 60H199L200 62L197 61ZM223 60H224V58H223ZM245 60H246V59H245ZM245 60H244V61H245ZM59 61H60V60H59ZM143 61H144V62H143ZM155 61H153L154 63L152 62V64H155ZM165 61H166V59H165ZM215 61H216V60H215ZM221 61H222V60H221ZM78 62H79V61H78ZM117 62H118V61H117ZM136 62L139 64L138 61H136ZM162 62H164V60L161 61V64H162ZM166 62H168V61H166ZM170 62H171V61H170ZM176 62H177V60H176ZM179 62H180V61H179ZM54 63H55V62H54ZM119 63H120V62H119ZM213 63H214V64L217 63V64L214 65ZM219 63H220V62H219ZM225 63H226V64H225ZM55 64H56V63H55ZM134 64H136V63L134 62ZM134 64H133V67H136V65L134 66ZM138 64H137V65H138ZM156 64L159 65V61H158V63L156 62ZM181 64H182V63H181ZM187 64H189V63H187ZM61 65H62V64H61ZM102 65H103V64H102ZM115 65H116V64H114V67H115ZM145 65H146V63H145ZM147 65H148V64H147ZM224 65H223V66H224ZM131 66H132V65H131ZM164 66H165V64H164ZM192 66H194V63H193ZM192 66H191V67H192ZM216 66H219V67L216 68ZM107 67H108V66H107ZM133 67H131V68H133ZM157 67H158V66H157ZM176 67H177V66H176ZM178 67H179V66H178ZM180 67H181V66H180ZM185 67H186V66H185ZM220 67L225 68V69H223L224 71H221L222 68H220ZM263 67H264V66H263ZM117 68H120V67H117ZM140 68H141V67H140ZM142 68H144V67H142ZM142 68H141V69H142ZM153 68H154V67H151V69H153ZM158 68H160V67H158ZM158 68H157V72H158ZM161 68H162V67H161ZM161 68H160V69H161ZM164 68H165V67H164ZM171 68H172V67H171ZM219 68H220V70L218 71ZM250 68H252V71H251ZM261 68H262V67H261ZM112 69H114V70L117 71V69H115V68H112ZM147 69H148V68H147ZM147 69H146V70H147ZM151 69H150V70H151ZM155 69H156V67H155ZM155 69H154L152 72H154ZM177 69H178V68H177ZM180 69H182V68H180ZM198 69H197V70H198ZM262 69H263V68H262ZM55 70H56V68H55ZM114 70H112V71H114ZM197 70H196V71H197ZM199 70H200V69H199ZM216 70H217L218 72H217ZM260 70H261V69H260ZM164 71H165V69H164ZM179 71H181V70H179ZM184 71H185V70H184ZM261 71H262V70H261ZM263 71H264V70H263ZM56 72H57V71H56ZM118 72H119V70L117 71V73H118ZM133 72H134V71H133ZM185 72H186V71H185ZM187 72H188V71H187ZM194 72H195V71H194ZM194 72H193V73H194ZM251 72H252V73L255 72L253 76H255V74H257V75H256V78H257V79H256L255 77H253L254 79H252V74H251V76H250V73H251ZM258 72H259V71H258ZM115 73H116V72H115ZM115 73H114V74H115ZM126 73H127V72H126ZM137 73H138V71H137ZM162 73H163V72H162ZM179 73H180V72H179ZM188 73H189V72H188ZM198 73H199V71H198ZM53 74H54V73H53ZM53 74H52V75H53ZM118 74H119V73H118ZM140 74H141V72H140ZM151 74H152V73H151ZM153 74H154V73H153ZM153 74H152V75H153ZM218 74H217V75H218ZM25 75H26V74H24V76H25ZM116 75H117V74H116ZM129 75H130V74H129ZM144 75H145V73H144ZM157 75H158V73H157ZM170 75H171V74H170ZM173 75H174V74H173ZM173 75H172V76H173ZM179 75H180V74H179ZM191 75H192V74H191ZM194 75H195V74H193V76H194ZM196 75H197V73H196ZM196 75H195V76H196ZM202 75H201V73L198 74V76H200L201 78H202ZM217 75H216V78H219L220 75H219L218 77H217ZM58 76H59V75H58ZM139 76H140V75H139ZM146 76H147V75H145V76L142 75V76H140V77H146ZM149 76H151V75H149ZM154 76H155V75H153V77H154ZM164 76H165V74H164ZM177 76H178V75H177ZM195 76H194V77H195ZM228 76H229V77H228ZM241 76H242V77H241ZM249 76L251 77V79H249V78H250ZM118 77H119V76H118ZM118 77H117V78H118ZM151 77H152V76H151ZM159 77L162 78V75H158V78H159ZM263 77H262V78H263ZM24 78H26V77H24ZM147 78H148V77H147ZM205 78H206L207 81L205 80ZM216 78H215V79H216ZM234 78H235V79H234ZM240 78H241V80H242L243 82H242V81L239 82V81H240ZM152 79H153V78H152ZM154 79H156V77H154ZM154 79H153V80H154ZM163 79H164V78H163ZM163 79H162V80H163ZM197 79H198V78H197ZM197 79H196V80H197ZM215 79L212 78L210 84H212V81L215 80ZM233 79H234V80H233ZM260 79H261V78H260ZM263 79H264V78H263ZM115 80H116V79H115ZM115 80H114V81H115ZM150 80H151V79H150ZM150 80H149V81H150ZM218 80H221V81H222L221 77H220L219 79H217L216 81L213 82V84H212L213 86L209 84V86H210L209 88L212 89V88L214 87V89H215V88H216V87H215V82H216V84H217V83L220 84V86H218V85H217V86H218V88L221 87L220 89H221V91H223V94H224V95H223V94L221 95L220 93H222V92H221L220 90L217 89V90L220 92V93L218 94V96H221V97L223 96V97H224L225 95H228V96H229V95H232V92L229 91V89L227 88V84H225L224 80H223L222 82H224V84L226 85V87H225V86L223 85V83H222L223 88H222V86H221V82L218 81ZM236 80H237L238 83H236ZM160 81H161V80H160ZM183 81H184V80H183ZM189 81H190V80H189ZM234 81H235V82H234ZM154 82H157V81H154ZM162 82H163V81H162ZM162 82H161V83H162ZM184 82H185V81H184ZM194 82H195V81H194ZM194 82H193V83H194ZM201 82H200V85H199L198 83H196V82H195V83L197 84V86L199 85V87H201V85H202V88H204L205 85H203L204 83L202 84ZM208 82H209V83H208ZM252 82H251V83H252ZM158 83H159V80H158ZM163 83H164V82H163ZM177 83H178V82H177ZM190 83H191V82H190ZM190 83H188V84H189V85H192V83H191V84H190ZM195 83H194V86H196ZM239 83H240V84H239ZM242 83H243V84H242ZM253 83L255 84V82H253ZM253 83L250 85L251 87H252ZM258 83H259V82L257 81V82H256V86H257V87H255V88H258V87H259V85H257ZM115 84H116V83H115ZM119 84H120V83H119ZM237 84H238V85H237ZM241 84H242V85H241ZM260 84H261V83H260ZM262 84H264V82H263ZM262 84H261V85H262ZM154 85H155V84H154ZM180 85H182V84H180ZM189 85H188V86H189ZM240 85H241V86H240ZM110 86H111V85H110ZM114 86H115V85H114ZM159 86H161V84H159ZM184 86H185V85H184ZM197 86H196L197 89H195V88H191V89H193V90L195 89V90H194L195 92H196V90L199 91V90H198L199 87H197ZM206 86H207V85H206ZM211 86H212V88H211ZM237 86H240V87H237ZM247 86L245 87L246 89L248 88ZM154 87H155V86H154ZM181 87H183V86H181ZM181 87H179V88L181 89ZM207 87H208V86H207ZM251 87H249V89H250ZM263 87H264V86L262 85V89H260L261 91L263 90L262 97H263V95H264V88H263ZM160 88H161V87H160ZM185 88L187 89L188 87H185ZM202 88H199V89L203 90ZM205 88H206V87H205ZM209 88H208V89H209ZM224 88H225V89H224ZM245 88H242V89L240 90L241 92L244 90L245 94H244V92H242V93H243V94H242L240 91H238L237 93H240V94L238 95V94L235 92V94H233L232 97H233V98H234V97L237 98L238 96H240L241 98H242V97L244 98L243 95H249V94H246V93H247L246 91H248V90H246ZM255 88H254V85H253V88H251L252 91H253V93H254V90H253V89H255ZM155 89H156V88H155ZM183 89H184V88H183ZM188 89L191 90L190 88H188ZM210 89H209V90H210ZM222 89H223V90H222ZM160 90H161V89H160ZM176 90H177V89H176ZM181 90H182V89H181ZM181 90H180V91H181ZM193 90H192V92H194ZM201 90H200V91H201ZM209 90H208V92H209ZM217 90H214V91H217ZM224 90H225V91H224ZM227 90H228V91H227ZM245 90H246V91H245ZM260 90L258 89L257 92H258V93H261V92H259ZM156 91H157V90H156ZM156 91H155V92H156ZM180 91H179V92H180ZM200 91H199V92H200ZM203 91H205V90H203ZM212 91H213V90H212ZM157 92H158V91H157ZM183 92H184V93H187L186 91H183ZM190 92H191V91H190ZM192 92H191V93H192ZM199 92H198V93H199ZM226 92L231 93V94H228V93H226ZM249 92L252 94L251 90L248 91V93H249ZM257 92H256V93H257ZM111 93H112V92H111ZM114 93H115V92H114ZM196 93H197V92H196ZM196 93H194V94H196ZM198 93H197V95H198ZM204 93H205V92H204ZM204 93H203V92H202V93H199V96L203 94L202 97H204ZM209 93L211 94V90H210ZM216 93H218V92H216ZM216 93H214V95H215ZM156 94H157V93H155V95H156ZM178 94H179V96H178V95H177V96L180 97V95L183 94V93L180 92V93H178ZM188 94H189V93H188ZM210 94H206L205 96H206V97H207V96L212 97V94H211V95H210ZM111 95H112V94H111ZM191 95H192V94H191ZM214 95H213V97H214ZM216 95H217V94H216ZM216 95H215V97H216ZM241 95H242V96H241ZM255 95L257 96L258 94H255ZM255 95H254V96H255ZM260 95H261V94H260ZM177 96H176V99L178 98ZM249 96H250V95H249ZM249 96H248V97H249ZM251 96H252V95H251ZM251 96H250V97H251ZM256 96H255V97H256ZM154 97H155V96H154ZM183 97H184V96H183ZM213 97H212V98H213ZM221 97H219V98H220V99H224L223 97H222V98H221ZM225 97H226V96H225ZM230 97H231V96L226 97V98L228 99V98H230ZM232 97H231V99H232ZM248 97H245L244 99H243V98H242V99L239 98V99H240V100H239L240 102L238 101V99L235 100V98H234V99H232V103H231V99H229V103H231V104L228 103V106H231L232 109H233V106H234V107H238V106H235L236 104H237V105L239 104V106H240V104H241V106H240L241 109H240L239 107H238L239 109L237 108L238 111L244 109V110L246 111V113H247V111H248V112H249V111H252V112H253L252 114H254V112H255L254 109H253V110H251V109L248 110V105H249L248 102L251 103V101H253L255 98H249V99H250V100H249ZM258 97H260L261 99L264 100V97H263V98H262L261 96H258ZM155 98H156V97H155ZM157 98H158V96H157ZM174 98H175V97H174ZM181 98H182V97H181ZM212 98H211V99H212ZM246 98H247V100H249L248 102H247ZM182 99H183V98H182ZM202 99H204V98H202ZM251 99H252V100H251ZM212 100H213V99H212ZM212 100H210V98L208 97V102H207L208 104H206L207 107H208V106L210 107V105H212L213 103L215 104V102L213 101L212 104L209 105L210 101H212ZM214 100H216V99L214 98ZM217 100H218V99H217ZM234 100H235V101H234ZM256 100L258 101L259 98L256 99ZM256 100H254L252 103H254V102L257 103V104H256V103L253 104V105L256 104L255 106H256V109H257V108H258L257 106H260L259 104H261V105H263V104L260 103V101H259V103H258ZM263 100H262V101H263ZM155 101H156V100H155ZM163 101H164V100H163ZM220 101H221V100H220ZM226 101L228 102V100H226ZM179 102H180V101H179ZM204 102H205V101H204ZM235 102H236V104H235ZM263 102H264V101H263ZM177 103H178V102H177ZM177 103H176V104H177ZM216 103H218V105H219V103H220V105H219V106H220V109L218 108L219 110H221V108L223 107V106H221V105H224V107H226L225 105L227 104V103H225V102H222V103H221V102H219V101L216 102ZM252 103H251L250 105H252ZM178 104H179V103H178ZM232 104H233V105H232ZM234 104H235V105H234ZM164 105H165V104H164ZM215 106L218 107L217 104H216ZM215 106H213L214 108L211 106V108H212V110L214 109V111H215V110L217 111V109L215 108ZM228 106H227V108H228ZM190 107H192V106H190ZM194 107H195V109H197L196 106H194ZM209 107H208V108H205V109L207 110V109H209ZM262 107H263V106H261V108H262ZM162 108H163V107H162ZM211 108H210V109H211ZM175 109H176V110H179V111L182 110V108L179 109V107H178V108H174V110H175ZM192 109H193V107H192ZM198 109H200V108H198ZM198 109H197V110H198ZM205 109H204L203 111H206ZM210 109H209V111H210ZM237 109H236V110H237ZM222 110H225V111L227 112L226 115H228V116H229V115H230V116L232 115L233 117H232V116H231V117L229 116L231 119H232V118L234 119L235 117L238 116L237 114H233V111H232V110L227 111L226 109H223V108H222ZM233 110H234V109H233ZM258 110H261V109L258 108ZM262 110H263V108H262ZM188 111H189V110H188ZM198 111H199V113L202 112L201 109L198 110ZM198 111H197V112H194V109H193L192 112H191V111H189V112H190V113H194V114H195L194 117H197L196 115H198V117H200ZM209 111H206V112H209ZM214 111H213V112H214ZM216 111H215V112H216ZM230 111H232L231 114H230ZM234 111H235V110H234ZM238 111H237V113H242V111H241V112H240V111L238 112ZM263 111H264V110H263ZM178 113H179V112H178ZM185 113H186V112H185ZM196 113H198V114H196ZM210 113H212V111H211ZM210 113H209V115H208L207 113L204 112V114L202 113L203 116H201V117L204 118V115H207V116L209 117V116H210ZM219 113H220V111H217V113H215V114H218V115H219ZM221 113H222V112H221ZM224 113H225V112H224ZM235 113H236V112H235ZM256 113H257V112H255V114H256ZM215 114H214V115H215ZM252 114H251V112H249V114H247V115H248V116H247V119H248V117L251 118L252 116H255V115H252ZM260 114L263 115L264 113H263V114H262V113H259V115H260ZM175 115H176V114H175ZM177 115H178V114H177ZM177 115H176V116H177ZM181 115H182V114H181ZM190 115H192V114H189V115L187 114L186 116H187V117L189 116L188 118L191 120V118H190L191 116H190ZM200 115H201V114H200ZM211 115H213V113H212ZM214 115L212 116V118L217 119L216 121H219L218 119H220L221 122H222L223 120H225V122L227 121V118H225V117H223V118H225V119L222 120V117H221V116H219V117H220V118H219L218 116L215 115V117H216V118H215ZM234 115H235V117H234ZM242 115H243V114H242ZM251 115H252V116H251ZM259 115L256 114L255 117H252L251 119L249 118V119H250V122L248 121L249 119L246 120V121H248L249 123H251V122L253 123V119L255 120V118H258ZM261 115H260V116H261ZM163 116H164V115H163ZM239 116H240V115H239ZM245 116H246V114H245ZM165 117H166V116H165ZM182 117H183V115H182ZM192 117H193V116H192ZM205 117H206V116H205ZM243 117H244V116H243ZM243 117H242V119H241V117H239V118H238L239 120H238L237 118H235L234 121H235L236 119H237V121L244 120ZM261 117H262V116H261ZM79 118H80V117H79ZM168 118H169V116H168ZM168 118H166L165 120H166V121H169ZM176 118H179V117L177 116ZM183 118H184V117H183ZM202 118H201V119H202ZM259 118H260V117H259ZM263 118H264V117H262V120H263ZM153 119H154V118H153ZM201 119H199V118H195V119H193V120L196 121V123H195V124L192 123V124L194 125V129H195V127H196L195 132L198 133V134H199L200 131H203V129H204V131L201 132L202 135H204V134H205L204 132L208 133V131H205V127L202 128V126H201L202 124L198 123L199 121L202 122ZM210 119H211V116H210V118H204V119H203V122H204V123L202 122V123H203V126H205L204 124L207 125L208 122H212V123H209L210 125H211V124H212V125L215 124V123H213V122H215V120H214V119H211V120H210ZM233 119H232V120H233ZM240 119H241V120H240ZM151 120H152V119H151ZM156 120H157V119H156ZM180 120H181V119H180ZM232 120H231V122H232ZM251 120H252V121H251ZM258 120H259V119H258ZM258 120H257V123H258ZM148 121H149V120H148ZM159 121H160V119H159ZM161 121L163 122V119H161ZM172 121L175 122V121H177V119L174 118V120L172 119ZM178 121H179V120H178ZM191 121H192V120H191ZM220 121H219V122H220ZM234 121H233V122H234ZM237 121H236V122H237ZM155 122H156V121H155ZM157 122H158V121H157ZM221 122H220V123H221ZM223 122H224V121H223ZM223 122H222V123H223ZM236 122H235V123H236ZM242 122H243V121H242ZM242 122H241V123H242ZM259 122H262L261 119H260ZM153 123H154V122H153ZM160 123H161V122H160ZM160 123H158V124H160ZM178 123H179V122H177L176 124L178 125ZM222 123H221V125H222ZM227 123H228V122H227ZM227 123H226V124H227ZM238 123H239V122H238ZM254 123H256V121H255ZM154 124H155V123H154ZM163 124L167 125L168 123L166 124L165 121H164ZM218 124H219V123H218ZM226 124H225V125H226ZM233 124H234V123H233ZM174 125H175V123H174ZM177 125H175V127H176ZM212 125H211V127H212ZM221 125L219 124V126H221ZM228 125H230V124L228 123L227 126L225 127V129H226V128L228 129ZM236 125H241V124H234V126L230 127L229 130H226V133L224 132L225 130L223 131L224 135L226 134V135H225V139L222 138V137H223V133H222V136H220V135H221V132L219 133V131H218V133L220 134L219 136L221 137L222 140H220V138H219V139L215 138L216 136L213 135L214 138L217 139V140H220L221 142L223 141V143H225V142H227V141H226V137L229 136L230 132H231V134H232V131H233V135H236V136L239 135L241 132L238 133L239 131H238L237 129H236V130H237L238 132H237V131H236V132H237L238 134H237V133L234 134V130H235L234 127H235ZM253 125H254V124H253ZM253 125H252V124H248V127L251 126V127H249V129L252 128ZM163 126H164V125H163ZM178 126H180V125H178ZM178 126H177V127H178ZM208 126H209V125H208ZM213 126H214V125H213ZM215 126H216L217 128L219 127V126L216 125V124H215ZM215 126H214V128H216ZM257 126H258V124H257ZM160 127H161V126H160ZM164 127H165V126H164ZM167 127H168V126H167ZM177 127H176V128H177ZM209 127H210V126H209ZM211 127H210V128H211ZM222 127H223V126H222ZM239 127H240V126H239ZM242 127H243V126H242ZM253 127H256V124H255ZM150 128H151V127H150ZM154 128H155V127H154ZM157 128H158V127H157ZM161 128H162V127H161ZM212 128H213V127H212ZM214 128H213V131H215ZM217 128H216V130H219V129H217ZM219 128H220V127H219ZM231 128H232V129H231ZM237 128H238V127H237ZM180 129H182V127H180ZM183 129H184V128H183ZM194 129H193V130H194ZM223 129H224V127H223ZM223 129H222V130H223ZM230 129H231V130H230ZM245 129H247V126H246ZM249 129H248V130H249ZM151 130H152V129H151ZM158 130H159V129H158ZM163 130H164V129H163ZM166 130H168V129H166ZM206 130H209V128L206 129ZM210 130H211V129H210ZM220 130H221V128H220ZM222 130H221V131H222ZM255 130H256V128H255ZM155 131H156V130H155ZM161 131H162V130H161ZM178 131H180V130L177 129L176 132H178ZM250 131L253 132L254 129H253V131L250 129ZM159 132H160V131H159ZM166 132H167V131H166ZM166 132H165V134H166ZM227 132H229L228 135H227ZM245 132H248V131H247V130L244 131V134H243L244 137H245ZM260 132H262V131H260ZM260 132H259V133H260ZM209 133H211V136H212V134H213L212 130H211V132H209ZM209 133L206 134V136H207V135L209 136V135H210ZM216 133H217V132H216ZM216 133H215V135H216ZM248 133H249V132H248ZM248 133L246 134V136L248 135ZM158 134H159V133H158ZM160 134H161V132H160ZM167 134H169V133H167ZM178 134H179V132H178ZM250 134H252V136H251ZM257 134H258V132H257ZM161 135H162V134H161ZM202 135H201V136H202ZM249 135H250V136H249ZM249 135H248V136H249V140H250V139H251L250 137L253 138L254 132H253V133H249ZM255 135H256V134H255ZM153 136H154V135H153ZM206 136H205V135L202 136V138H200L199 142L196 141L197 143H199V145L196 144V143H195V145H194V143H192V146L190 147V149L186 150L187 152L185 151V157H186V159H188V162H190V160L192 159V157H194L193 159H195V157H196V161H194L195 163H194L193 160H192V162H190V165H189V163H187L188 165H185L186 167L189 166V167H187V169H188V173L191 174L190 176H192V173H193V172H195V173L197 172L198 175H199V173H200V175H203V174H201V172H202L203 170H205V169L207 170V172L211 173L210 171H213V172H214L216 168H217V170H218V168H220V170H221V169L224 170V169H226V167H228L227 164H229V163H227L228 161L225 162L226 159H224V157L226 158L227 155H225L224 157H223V155H222L223 152L227 151V150H226L227 148H224L225 151H223L224 149L221 147V146H223V144H222V143H219L220 141H217L218 145L220 144V145H219V148H218L219 151H220L221 148H222L223 150H221V151H223V152H222V153H215L216 150H217V147H218V145H217V147H215V146H216V144H215L216 141H214L215 139H214L213 137H210V136H209V137H207V138H209L210 140H209V139H206V138H205V139H206V140H205L204 137H206ZM240 136H241V135H240ZM240 136H239V137H235V136H234V137H235L234 140L237 141L238 139L236 140V138H239V140H240V138H241ZM248 136H247V137H248ZM149 137H150V136H149ZM165 137H167V135H165ZM165 137H164V139H165ZM168 137H169V136H168ZM217 137H218V136H217ZM229 137H230V136H229ZM234 137H233V138H234ZM259 137H260V136H259ZM159 138H160V140L163 139V138L161 139V137H159ZM178 138H179V137H178ZM212 138L214 139V140H213L214 143H213V141L211 140ZM233 138H230V139L233 140ZM166 139H167V138H166ZM227 139H228V137H227ZM242 139H243V138H242ZM242 139H241V140H242ZM245 139H246V138H244V140H245ZM147 140H148V139H147ZM204 140H205V141H204ZM207 140L210 141V142L207 143ZM232 140H231V142H232ZM234 140H233V141H234ZM241 140H240V141H241ZM247 140H248V139H246L245 141H247ZM249 140H248V141H249ZM165 141H166V140H165ZM165 141H164V142H165ZM201 141L204 142V143H202ZM228 141H229V140H228ZM235 141H234V142H235ZM253 141H254V139L252 140V142H253ZM255 141H257V140H255ZM158 142H159V141H158ZM166 142H167V141H166ZM176 142H177V141H176ZM176 142H175V143H176ZM229 142H230V141H229ZM249 142H250V141H249ZM249 142H248V143L246 142V143L249 145ZM252 142H251L250 144H252ZM161 143H162V142H161ZM167 143H168V142H167ZM212 143H213V144H212ZM232 143H233V142H232ZM255 143H256V142H255ZM177 144H178V142H177ZM221 144H222V145H221ZM228 144H229V143H228ZM230 144H231V143H230ZM237 144H239V143H237ZM237 144H236V142H235V146H236ZM181 145H182V144H181ZM197 145H198V146H197ZM231 145H232V148H233L234 143L231 144ZM252 145H253V144H252ZM252 145H251V146L249 145L248 147H249V148H252ZM156 146H157V145H156ZM160 146H161V145H160ZM166 146H167V145H166ZM239 146H240V145H239ZM254 146H255V144H254ZM158 147H159V146H157V148H158ZM223 147H224V146H223ZM225 147H227V144L225 145ZM241 147H242V146H241ZM256 147H257V145H256ZM157 148H156V149H157ZM169 148H170V147H169ZM229 148H230V147H228V150H229ZM254 148H255V147H254ZM166 149H167V148H166ZM166 149H160V148H159V149H157V151L160 152L161 150H166ZM233 149H236V150H237L238 148H233ZM239 149H240V147H239ZM239 149H238L237 152L240 153L241 151H240ZM255 149H256V148H255ZM170 150H171V149H170ZM241 150H243V149L241 148ZM253 150H254V149H253ZM167 151H168V149H167ZM214 151H215V152H214ZM217 151H218V150H217ZM234 151H235V150H234ZM251 151H252V150H251ZM237 152H234V153H233V152L231 151V157H232V155H233L232 160L234 159V154L237 153ZM253 152H254V151H253ZM255 152H256V150H255ZM255 152H254V153H255ZM32 153H33V151H32ZM150 153H151V152H150ZM169 153H170V152H169ZM192 153H193V154H192ZM227 153H230V152L228 151ZM239 153H238V154H239ZM244 153L246 154V152H244ZM251 153H252V152H251ZM215 154H216V155H215ZM217 154H218V155H217ZM220 154L222 155V157H221ZM224 154H225V153H224ZM173 155H174V154H173ZM173 155H172V156H173ZM219 155H220V156H219ZM229 155H230V154H229ZM236 155H237V154H236ZM246 155H247V154H246ZM253 155H254V154H253ZM152 156H153V153H152ZM165 156H166V155H165ZM215 156H216V158H214ZM218 156H219V157H218ZM241 156H242V152H241ZM250 156H251V155H250ZM255 156H256V155H254L253 158H255ZM176 157H177V156H176ZM220 157H221V158H220ZM235 157H236V156H235ZM237 157L239 158V156H237ZM243 157H244V156H243ZM246 157H247V159H248V155H247ZM240 158H242V157H240ZM240 158H239V160H240ZM157 159H158V158H157ZM216 159H217V160L219 159V160H218L219 163L217 162ZM222 159H223V161H224V165H222L223 162H222V163L220 162ZM228 159H229V162H230V158H228ZM250 159H251V158H250ZM252 160H253V159H252ZM156 161L158 162V160H156ZM234 161L236 162V161H238V160L235 159V160H233V162H234ZM243 161H244V160H243ZM243 161H242V163H243ZM245 161H246V159H245ZM249 161H250V164H251V163H252L251 160H249ZM249 161H248V163H249ZM176 162H177V160H175L174 165H177V164H175ZM178 163H179V162H178ZM225 163H226V164H225ZM244 163H246V162H244ZM248 163H246V164L248 165ZM217 164H220L221 166H224V167H223L224 169H223L220 165H219V167H217V166H218ZM230 164L232 165L231 162H230ZM238 164H239V166H240L241 163L238 162ZM246 164H245V165H246ZM178 165H179V164H178ZM178 165H177V166H178ZM233 165H234V167H235V164H233ZM236 165H237V162H236ZM241 165H242V164H241ZM247 165H246V168L250 170V168H249L250 166L248 167ZM162 166H163V165H162ZM177 166H176V167H177ZM211 166H212V168H214V170H213L212 168H211L212 170H211V169H210V170L208 169V168H210ZM215 166H216V167H215ZM225 166H226V167H225ZM237 166H238V165H237ZM239 166H238V168H240ZM230 167L233 168L232 166H229L226 170H224V173H225V171L228 170V171L225 173L226 176H227V173H228V175L231 177L230 174L233 175L235 172H238V173L240 172V171H235V170H233V172H234V173H233V172H231V171L229 170ZM241 167H242V166H241ZM143 168H144V167H143ZM184 168H185V167H184ZM184 168H183V169H184ZM238 168H237V169H238ZM237 169H236V170H237ZM251 169H252V168H251ZM175 170H176V168H175ZM175 170L173 169L174 173L176 172ZM177 170H180V169L177 168ZM208 170H209V171H208ZM156 171H157V170H156ZM156 171H155V172H156ZM229 171H230V173H229ZM181 172H182V171H181ZM207 172H204V173L208 174ZM222 172H223V171H222ZM241 172H242V171H241ZM188 173H187V171H186V174H185L184 176L186 177V176L188 175ZM195 173H194V175H196ZM215 173L218 174L217 171H215ZM224 173L221 175V176L223 177V178H222V179H223V180H222V181H223V184H225V185L222 186V189H223V187H224V190H222V189H220V188L218 189V191H219V190H222L223 192H225L224 194L226 195V196H225V195L220 196V197H221V201L224 200L223 205H221V206H222L221 209H222L223 215L221 214L222 212L220 213V214L222 215V216H221L222 218L218 217V216H220V215H218V214H216V215H218V216H213V215L216 213V212L214 213V210L216 211V210L218 209V208L215 207V204L217 205V202H218V201L215 202V201H216V198L214 197V196H215L214 194H213L214 196H212V197L215 199V201H214V200L212 199V197H210V196H209V197L207 196V198H205L206 196H204V198H203L204 201H203V199L201 198L203 202H205V203H209L210 205H209V204H208V205H209L210 208L212 209V213H213L212 216H213V217H210V218H212V219H210V221H211V220L214 221L215 217H218V218H217V221H218V222H219V220H218L219 218H220V222H221V220H222V222H223L225 218L231 219V221H232V220H237V219L239 220L240 218H243V216H244V218H247V217H245V215H244L243 212H242L243 209H241V206H240V205H241V203H240L241 200L239 201V200L237 199V196H239V195H238L239 192L235 189V187L233 188V187H232V184H230L229 181H228L229 179H234V177H235V182H237V183L235 184V186L238 185V184H240L241 182L237 181L238 178H237V176H235V175H237V174H235V175L233 176V178L231 177V178L227 179L229 176L225 177V176H224V175H225ZM216 174H215V175H216ZM220 174H221V171H220ZM240 174H244V176H245V174L247 175V174H249V173H243V172H242V173H240ZM176 175H177V173H176ZM198 175H197V176H198ZM172 176H173V174H172ZM217 176H218V175H217ZM221 176L219 175V178H220ZM242 176H243V175H242ZM244 176H243V177L240 176V177H241L240 179H241V180H242V178L244 179ZM247 176H248V175H247ZM249 176H251V175H249ZM165 177H166V175H165ZM177 177H178V176H177ZM187 177L189 178V176H187ZM190 178H191V177H190ZM201 178H204V177H201ZM247 178H248V177H246L244 180L246 181ZM249 178H250V177H249ZM240 179H238V180H240ZM185 180H186V179H185ZM208 180H209V179H208ZM220 180H221V178H220ZM147 181H148V180H147ZM166 181H167V180H166ZM231 181H232V180H230V182H231ZM247 181H248V179H247ZM131 182H132V181H131ZM143 182H144V181H143ZM149 182H150V181H149ZM163 182H164V181H163ZM168 182H169V181H168ZM185 182H186V183H189V182H187V181H185ZM192 182H193V181H192ZM206 182H207V181H206ZM217 182H218V181H217ZM242 182H243V181H242ZM231 183H234V180H233V182H231ZM246 183H247V182H246ZM248 183H249V182H248ZM133 184H134V183H133ZM214 184H215V182H214ZM243 184H244V183H243ZM207 185H208V184H207ZM218 185H220V184H218ZM136 186H137V185H136ZM233 186H234V185H233ZM241 186H242V185H241ZM241 186H239V187H241ZM244 186H245V185H243L242 188H244ZM246 186H247V184H246ZM149 187H150V186H149ZM184 187H185V186H184ZM192 187H193V186H192ZM217 187H218V186H217ZM219 187H221V186H219ZM141 188H142V187H141ZM162 188H164V186H163ZM245 188L247 189L248 187H245ZM127 189H128V188H127ZM237 189H241V188H238V187H237ZM198 190H199V189H198ZM208 190H209V189H208ZM78 191H80V190H79V189L77 190V192H76V193H77V196H78ZM133 191H134V190H133ZM141 191H142V190H141ZM192 191H193V190H192ZM202 191H203V194L205 195V193H204V192H205L204 189H203ZM211 191H212V190H211ZM211 191H210V193L213 192V191H212V192H211ZM242 191H243V190H242ZM84 192H86V191H84ZM144 192H145V191H144ZM223 192H222V193H223ZM237 192H238V193H237ZM182 193H183V192H182ZM199 193H200V192H199ZM213 193H214V192H213ZM217 193H218V192H216V194H217ZM219 193H220V195L222 194L220 191H219ZM242 193H243V192H242ZM242 193H239V194H242ZM57 194H58V193H57ZM124 194H126V193H124ZM129 194H130V193H129ZM203 194H202L201 196H203ZM207 194H208V193H207ZM83 195H84V194H83ZM83 195H82V196H83ZM135 195H136V194H135ZM141 195H142V193H141ZM145 195H146V194H145ZM208 195H209V194H208ZM217 195H218L217 197L219 198V194H217ZM82 196L79 195V197H82ZM146 196H147V195H146ZM146 196H144V197H146ZM241 196H242V195H241ZM69 197H70V196H69ZM124 197H126V196H124ZM124 197H123V198H124ZM129 197H130V196H129ZM147 197H148V196H147ZM149 197H150V196H149ZM224 197H225V198H224ZM239 197H240V196H239ZM246 197H247V196H246ZM73 198H74V197H73ZM73 198H72V200H73ZM111 198H112V197H111ZM118 198H119V197H118ZM151 198H152V197H151ZM218 198H217V200H220V199H218ZM222 198H224V199H222ZM243 198H244V197H243ZM129 199H131V198H129ZM133 199H134V197H133ZM146 199H147V198H146ZM173 199H174V198H173ZM239 199H240V198H239ZM241 199H242V198H241ZM245 199H246V198H245ZM62 200H63V199H62ZM80 200H81V199H80ZM140 200H141V198H140ZM148 200H149V198H148ZM68 201H69V200H68ZM73 201H74V200H73ZM237 201H238L240 204H239V203L236 204ZM246 201H248V200L246 199V200L244 201V199H243L241 202H242V204H244V202H246ZM82 202H83V201H82ZM116 202H117V201H116ZM120 202H122V201H120ZM136 202H137V201H136ZM219 202H220V201H219ZM233 202L235 203V206H233ZM74 203H76V202H74ZM138 203H139V202H138ZM141 203H142V202H141ZM148 203H149V201H148ZM220 203H221V202H220ZM220 203H218V204H220ZM65 204H66V203H65ZM69 204H70V203H69ZM115 204H116V203H115ZM119 204H120V203H119ZM144 204H145V203H144ZM150 204H151V202H150ZM246 204H248V203H246ZM133 205H134V203H133ZM56 206H57V204H56ZM71 206H73V205H71ZM150 206H152V205H150ZM205 206H206V205H205ZM218 206H219V208H220V205H218ZM249 206H251V205L249 204L248 207H249ZM65 207H66V206H65ZM75 207H76V206H75ZM176 207H177V205H176ZM179 207H180V206H179ZM207 207H208V206H207ZM139 208H140V207H139ZM204 208H205V207H204ZM72 209H73V208H72ZM133 209H134V208H133ZM177 209H178V208H177ZM201 209H202V208H201ZM207 209H208V208H207ZM211 209H210V210H211ZM240 209H241L242 211H241ZM245 209L248 210V208H245V207H244V210H245ZM134 210H137V209H134ZM148 211H149V210H148ZM148 211H147V212H148ZM196 211H197V209H196ZM205 211H206V210H205ZM208 211H209V210H208ZM218 211H219V210H217V212H218ZM67 212H68V211H67ZM113 212H114V211H113ZM117 212H118V211H117ZM120 212H121V211H120ZM138 212H139V211H138ZM197 212H198V211H197ZM206 212H207V211H206ZM206 212H205V213H206ZM142 213H144V212L142 211ZM195 213H196V212H195ZM207 213H208V212H207ZM218 213H219V212H218ZM197 214H198V213H197ZM210 214H211V213H209V216H210ZM224 214H225V215H224ZM245 214H247V213H245ZM139 215H140V214H139ZM146 215H147V214H146ZM195 215H196V214H195ZM203 215H204V214H203ZM206 215H208V214H206ZM223 216H228V217H223ZM247 216H248V214H247ZM111 217H112L111 219H113V216H111ZM120 217H122V216L120 215ZM193 217L195 218V216H193ZM196 217H197V215H196ZM206 217H207V219L209 218L208 216H206ZM115 218H116V217H115ZM194 218L191 219V220H193V221H195V222H196L197 219H199V217H197L196 220H194ZM223 218H224V219H223ZM61 219H62V216H61ZM119 219H120V218H119ZM119 219H118V220H119ZM149 219H150V218H148V221H149ZM186 219H187V218H186ZM202 219H203V216H202ZM106 220H107V219H106ZM126 220H127V219H126ZM126 220H125V221H126ZM150 220H151V219H150ZM248 220H249V219L247 218V221H248ZM53 221H54V220H53ZM55 221H56V220H55ZM70 221H71V220H70ZM108 221H109V220H108ZM116 221H117V219H116ZM129 221H130V219H129ZM188 221H189V220H188ZM207 221H208V220H207ZM207 221H205V222H206V225L210 224V223L207 224ZM215 221H216V219H215ZM249 221H250V220H249ZM6 222H7V221H6ZM106 222H107V221H106ZM131 222H132V221H131ZM208 222H209V221H208ZM218 222H217V223H218ZM220 222L218 223L219 225H218L216 222H213V223H216V228H217V225H218V226H219V229H221V228H220V227H221ZM222 222H221V224H222ZM224 222H225V223H224ZM224 222H223V225H222V226L224 227V226H225L224 224H226V227H225V228L227 229V228H228V227H227V225H228L227 222H228V221L226 222V220H225ZM239 222H240V221H239ZM145 223H146V222H145ZM211 223H212V222H211ZM213 223H212V226H213V227L211 226V230H212L211 232H212V233H211V232H210V233H211V235L214 233L212 236H213V238H215V236H216L215 233L218 234V232H216V230H215L216 228H214L215 226L213 225ZM228 223H231V222L229 221ZM234 223H235V222H234ZM236 223H237V222H236ZM57 224H58V223H57ZM103 224H104V223H103ZM107 224H108V223H107ZM113 224H114V223H113ZM194 224H195V223H194ZM197 224H198V223H197ZM200 224H201V223H200ZM195 225H196V224H195ZM203 225H204V224H203ZM1 226H3V225H1ZM48 226H49V225H48ZM117 226H118V225H117ZM119 226H120V225H119ZM126 226H127V225H126ZM193 226H194V225H193ZM193 226H192V227H193ZM232 226H234V225H232ZM46 227H47V226H46ZM51 227H52V226H51ZM148 227H150V226H148ZM204 227H205V226H204ZM208 227H209V226H208ZM208 227H207V229H208ZM238 227H239V226H238ZM49 228H50V227H49ZM119 228H120V227H119ZM131 228H132V227H131ZM201 228H202V226H201ZM209 228H210V227H209ZM225 228H224V229H225ZM235 228H236V227H235ZM263 228H264V227H263ZM34 229H35V228H34ZM115 229H116V228H115ZM117 229H118V228H117ZM149 229H151V228H149ZM149 229L147 228L148 231H149ZM152 229H153V228H152ZM213 229L215 230V232L213 231ZM222 229H223V228H222ZM228 229H229V228H228ZM228 229H227V230H228ZM233 229H234V228H233ZM29 230H30V229H29ZM35 230H36V229H35ZM121 230H122V229H121ZM126 230H127V229H126ZM142 230H143V229H142ZM144 230H146V228H145ZM205 230H206V229H205ZM209 230H210V229H209ZM237 230H238V229H237ZM261 230H262V229H260V231H261ZM51 231H52V230H51ZM119 231H120V230H119ZM140 231H141V230H140ZM191 231H192V230H191ZM217 231H219V230H217ZM235 231H236V230H235ZM235 231H234V232H235ZM30 232H31V231H30ZM43 232H44V230H43ZM128 232H129V231H128ZM146 232H147V231H146ZM221 232H222V231H221ZM223 232H224V231H223ZM123 233H124V231H123ZM235 233H236V232H235ZM263 233H264V232H263ZM52 234H53V233H52ZM78 234H80V233H78ZM81 234H82V233H81ZM118 234H119V233H118ZM124 234H125V233H124ZM144 234H145V233H144ZM208 234H209V232H208ZM15 235H16V234H15ZM85 235H86V234H85ZM157 235H160V234H157ZM211 235H210L209 237H212ZM214 235H215V236H214ZM262 235H263V234H262ZM2 236H3V235H2ZM123 236H125V235H123ZM123 236H122V237H123ZM217 236H218V235H217ZM217 236H216V237H217ZM221 236H222V235H221ZM118 237H119V236H118ZM154 237H155V236H154ZM194 237H195V236H194ZM262 237H263V236H261V238H262ZM47 238H48V237H46V240H47ZM84 238H85V237H84ZM84 238H83V239H84ZM91 238H92V237H91ZM147 238H148V237H147ZM196 238H197V237H196ZM226 238H227V237H226ZM256 238H257V237H256ZM259 238H260V237H259ZM10 239H11V238H10ZM32 239H33V238H32ZM44 239H45V237H44ZM60 239H61V238H60ZM86 239H89V238H86ZM123 239H124V238H123ZM125 239L127 240V237H126ZM150 239H151V238H150ZM159 239H160V238H159ZM228 239H229V238H228ZM228 239H227V240H228ZM21 240H22V239H21ZM57 240H58V239H57ZM162 240H163V239H162ZM207 240H209V239H207ZM211 240H213V239L210 238L209 241H211ZM31 241H32V240H31ZM76 241H77V240H76ZM91 241H92V240H91ZM157 241H158V240H157ZM183 241L185 242V239L182 240V243H183ZM258 241H259V242H258ZM258 241H255V244H254V245H257L256 242H258V244H260L261 246L264 247V244L262 245V244H261V241H260L259 239H258ZM11 242H12V241H11ZM58 242H59V241H58ZM84 242H86V241H84ZM95 242H96V241H95ZM163 242H164V241H163ZM14 243H15V242H14ZM23 243H24V242H23ZM41 243H42V242H41ZM48 243H49V242H48ZM99 243H100V242H99ZM123 243H124V242H123ZM123 243H122V244H123ZM179 243H180V242H179ZM179 243H178V244H179ZM262 243H263V240H262ZM0 244H2V242H1ZM124 244H125V243H124ZM126 244H127V243H126ZM158 244H159V243H158ZM165 244H166V243H165ZM170 244H171V243H170ZM190 244H191V242H190ZM194 244H195V243H194ZM203 244H204V243H203ZM213 244L215 245V242H213ZM228 244H229V243H228ZM25 245H26V244H25ZM44 245H45V244H44ZM47 245H48V244L46 243V246H47ZM61 245H62V244H61ZM83 245L86 246V245H87V242H86V244L83 243ZM89 245H90V244H89ZM136 245H138V244H136ZM150 245H151V244H150ZM179 245L182 246L181 244H179ZM185 245H188V244H185ZM216 245H217V243H216ZM48 246H49V245H48ZM92 246H93V245H92ZM119 246H120V244H119ZM122 246H123V245H122ZM122 246H121L120 248H122ZM124 246H125V245H124ZM146 246H147V245H146ZM146 246H145V247H146ZM173 246H174V242H173ZM183 246H184V245H183ZM183 246H182V247H183ZM218 246H221V245L219 244V245H217V247H218ZM261 246H260L259 248H260L261 251H262L264 248L261 247ZM29 247H30V246H29ZM63 247H64V246H63ZM88 247H89V246H88ZM111 247H112V246H111ZM126 247H127V246H126ZM159 247H160V246H159ZM161 247H162V246H161ZM174 247H175V246H174ZM190 247H191V246H190ZM254 247H255V249H256V246H254ZM9 248H10V247H9ZM39 248H40V247H39ZM54 248H55V247H54ZM56 248H57V246H56ZM59 248H60V247H59ZM112 248H113V247H112ZM168 248H169V247H168ZM262 248H263V249H262ZM18 249H19V248H18ZM47 249H48V247H47ZM52 249H53V248H52ZM122 249H123V248H122ZM122 249H121V251L123 252ZM185 249H186V247H185ZM185 249H184V250H185ZM208 249H209V248H208ZM227 249H228V248H227ZM227 249H226V250H227ZM260 249H259V251H258L257 249H256L257 251H254V252H255V255H254L255 257H256V253H257V252L261 253V252H260ZM0 250H2V249L0 248ZM37 250H38V249H37ZM40 250H41V249H40ZM45 250H46V249H45ZM113 250H114V248H113ZM127 250H128V249H127ZM142 250H143V249H142ZM161 250H162V249H161ZM184 250H183V251H184ZM191 250H192V249H191ZM191 250H190V248H189V252H190ZM193 250L195 251L194 248H193ZM193 250H192V251H193ZM209 250H211V249H209ZM216 250H217V249H216ZM47 251H48V250H47ZM178 251L181 252V250H178ZM192 251H191V252H192ZM201 251H202V250H201ZM201 251H200V253H201ZM217 251H218V250H217ZM0 252H1V251H0ZM5 252H6V251H5ZM7 252H8V251H7ZM7 252H6V253H7ZM24 252H25V251H24ZM41 252H42V251H41ZM49 252H51V250H50ZM49 252H48V253H49ZM52 252H53V251H52ZM56 252H57V251H56ZM142 252H143V251H142ZM144 252H145V251H144ZM144 252H143V253H139V255L141 256V254H144V255H142V256H144V259H146L147 257L145 258V253H147V252H145V253H144ZM180 252H178V253L181 254ZM184 252H186V251H184ZM184 252H183V253H184ZM191 252H190V253H191ZM195 252H196V251H195ZM197 252H198V251H197ZM203 252L205 253V251H203ZM209 252H211V251H209ZM214 252H216V251L214 250ZM263 252H264V250H263ZM1 253H2V252H1ZM10 253H11V252H10ZM38 253H39V251H38ZM38 253H37V254H38ZM48 253H47V255H48ZM57 253H58V252H57ZM120 253H121V252H120ZM123 253H124V252H123ZM123 253H122V254H123ZM178 253H177V255H179ZM187 253H188V250H187ZM198 253H199V252H198ZM198 253H197V254H198ZM259 253H257V254H259ZM3 254H4L3 256H5V253H3ZM28 254H29V253H28ZM44 254H45V253H44ZM50 254H52V253H50ZM125 254H126V253H125ZM184 254H185V253H184ZM195 254H196V253H195ZM195 254H194V256H195ZM206 254H207V253H206ZM212 254H213V253H211V256H212ZM109 255H110V254H109ZM109 255H108V256H109ZM123 255H124V254H123ZM123 255H122V256H123ZM147 255H148V254H147ZM153 255H154V254H153ZM163 255H164V254H163ZM163 255H160V256H163ZM186 255H187V254H186ZM202 255H204V254H202ZM202 255H200V256L202 257ZM214 255H215V254H214ZM259 255L263 256L264 254L262 255V253H261V254H259ZM38 256L40 257V255H38ZM51 256H52V255H51ZM55 256H56V254H55ZM122 256H121V257H122ZM149 256H151V254H149ZM149 256H148V257H149ZM155 256H156V255H155ZM181 256H182V255H179V256H178V259H180L179 257H181ZM192 256H193V255H192ZM197 256H198V255H197ZM200 256H198L199 258L197 257L198 259H195V262H194V263H195V264H198V263H199V264H208L209 259H208L207 255H205L204 257H207L208 261L205 260L204 257L201 258ZM14 257H15V256H13L12 258H14ZM27 257H28V256H27ZM63 257H64V256H63ZM111 257H112V255H111ZM113 257H115V256H113ZM123 257H124V256H123ZM152 257H153V256H152ZM152 257H150L151 260H152ZM164 257H165V256H164ZM183 257H184V256H183ZM258 257H259V256H258ZM8 258H9V257H8ZM43 258H45V257L43 256ZM52 258H53V257H52ZM55 258H57V257H55ZM137 258H138V259H143V257L140 258V257H138V256H137ZM162 258H163V257H162ZM176 258H177V257H176ZM181 258H182V257H181ZM189 258H190V257H189ZM195 258H196V256H195ZM262 258H263V260H264V257H262ZM262 258H261V260H262ZM10 259H11V258H10ZM25 259H26V258H25ZM32 259H33V258H32ZM59 259H60V258H59ZM108 259H109V258H108ZM116 259H117V258H116ZM118 259H119V258H118ZM129 259H131V258H129ZM144 259H143V260H144ZM160 259H161V258H160ZM184 259H185V258H184ZM184 259H183V260H184ZM253 259H254V257L252 258V260H253ZM256 259L258 260L259 258L256 257ZM45 260H46V259H45ZM49 260H50V259H49ZM119 260H122V259L120 258ZM143 260H141V261H143ZM146 260H147V259H146ZM146 260H144L145 263L148 262V261H150L149 259H148V261H146ZM153 260H154V259H153ZM155 260H156V259H155ZM158 260H159V259L157 258V261H158ZM162 260H163V259H161V261H162ZM183 260H182V261H183ZM185 260H186V259H185ZM193 260H194V259H193ZM193 260H192V258H191V261H193ZM212 260H213V259H212ZM259 260H260V259H259ZM64 261H65V260H64ZM124 261H126V258L124 259ZM124 261H123V263L125 264ZM161 261H160V262L158 261V262H159L158 264H160V263L162 264ZM187 261H188V260H187ZM187 261H186V262H187ZM189 261H190V260H189ZM34 262H35V261H34ZM46 262H47V261H46ZM61 262H62V261H61ZM116 262H118V261H116ZM183 262H184V261H183ZM255 262L257 263L258 261H255ZM255 262L253 261V263H255ZM259 262H261V261H259ZM263 262H264V261H263ZM25 263H26V262H25ZM30 263H31V262H30ZM41 263H42V262H41ZM43 263H44V262H43ZM126 263H127V262H126ZM141 263H142V262H141ZM189 263L191 264V263H193V262H189ZM194 263H193V264H194ZM28 264H29V263H28ZM34 264H35V263H34ZM119 264H121V262H119ZM147 264H150V262H148ZM151 264H152V262H151ZM186 264H187V263H186Z\"/></svg>", "mask_w": 264, "mask_h": 264}]
</instances>
